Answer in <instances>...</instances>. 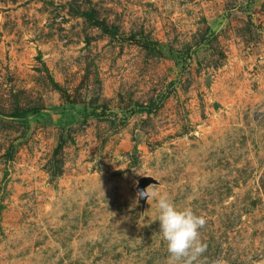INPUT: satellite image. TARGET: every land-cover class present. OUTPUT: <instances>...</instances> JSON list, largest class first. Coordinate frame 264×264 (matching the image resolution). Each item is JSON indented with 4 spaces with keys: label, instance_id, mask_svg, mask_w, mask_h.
Instances as JSON below:
<instances>
[{
    "label": "rangeland",
    "instance_id": "374dc122",
    "mask_svg": "<svg viewBox=\"0 0 264 264\" xmlns=\"http://www.w3.org/2000/svg\"><path fill=\"white\" fill-rule=\"evenodd\" d=\"M142 178L264 264V0H0V264H166Z\"/></svg>",
    "mask_w": 264,
    "mask_h": 264
},
{
    "label": "clouds",
    "instance_id": "9594fccd",
    "mask_svg": "<svg viewBox=\"0 0 264 264\" xmlns=\"http://www.w3.org/2000/svg\"><path fill=\"white\" fill-rule=\"evenodd\" d=\"M138 197L156 200L160 230L158 236L166 243L168 257L166 264H207L201 257L207 244L200 238V229L206 224L203 215H197L190 207L178 208L167 192L157 191V185H149L139 192ZM211 264H226L217 258Z\"/></svg>",
    "mask_w": 264,
    "mask_h": 264
},
{
    "label": "water",
    "instance_id": "95a60500",
    "mask_svg": "<svg viewBox=\"0 0 264 264\" xmlns=\"http://www.w3.org/2000/svg\"><path fill=\"white\" fill-rule=\"evenodd\" d=\"M153 182L152 179L150 178H142L139 180L138 182V186H137V192H141L142 190H144L149 184H151ZM146 198H140L139 197V201L141 203H143L145 201Z\"/></svg>",
    "mask_w": 264,
    "mask_h": 264
},
{
    "label": "trees",
    "instance_id": "16d2710c",
    "mask_svg": "<svg viewBox=\"0 0 264 264\" xmlns=\"http://www.w3.org/2000/svg\"><path fill=\"white\" fill-rule=\"evenodd\" d=\"M84 16H85L87 19L93 21V19H92V17H91V14L85 13ZM93 24H95L96 26H98L99 28H101L102 31H104V32H108L107 27H105V25H103V23H98V22H94V21H93ZM35 112H37V111H35ZM22 115H24V113H23ZM19 116H21V115H19V114H15V115H13L12 117H19Z\"/></svg>",
    "mask_w": 264,
    "mask_h": 264
}]
</instances>
